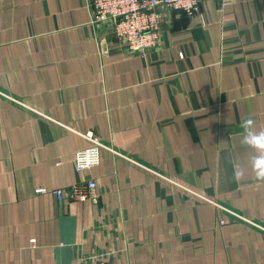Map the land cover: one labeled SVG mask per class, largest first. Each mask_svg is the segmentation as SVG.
<instances>
[{
	"label": "crops",
	"instance_id": "1",
	"mask_svg": "<svg viewBox=\"0 0 264 264\" xmlns=\"http://www.w3.org/2000/svg\"><path fill=\"white\" fill-rule=\"evenodd\" d=\"M90 5L0 0V264H264V182L240 142L249 116L264 130V0L164 9L144 54ZM88 133L101 162L76 172ZM90 179L95 200L38 192Z\"/></svg>",
	"mask_w": 264,
	"mask_h": 264
},
{
	"label": "built area",
	"instance_id": "2",
	"mask_svg": "<svg viewBox=\"0 0 264 264\" xmlns=\"http://www.w3.org/2000/svg\"><path fill=\"white\" fill-rule=\"evenodd\" d=\"M90 4L94 25L112 24L115 35L126 45L128 51L141 54L162 46L164 9L185 11L192 15L199 8V0H90ZM87 137L93 141V144L76 153V172L91 169L101 162L103 144L90 133ZM97 188V181L90 179L71 186L68 194L62 188L48 190L40 187L38 192L51 191L59 201L68 197L86 201L98 198ZM107 257L108 255H95L94 260H90V257H81L80 264H109Z\"/></svg>",
	"mask_w": 264,
	"mask_h": 264
},
{
	"label": "clouds",
	"instance_id": "3",
	"mask_svg": "<svg viewBox=\"0 0 264 264\" xmlns=\"http://www.w3.org/2000/svg\"><path fill=\"white\" fill-rule=\"evenodd\" d=\"M255 121L251 116L241 121V128L243 129L241 144L249 149L254 150L257 154L251 157V167L254 173V178L258 181L264 182V130L260 132L253 131ZM235 168L238 161L230 160ZM236 180L241 179V175H236Z\"/></svg>",
	"mask_w": 264,
	"mask_h": 264
},
{
	"label": "trees",
	"instance_id": "4",
	"mask_svg": "<svg viewBox=\"0 0 264 264\" xmlns=\"http://www.w3.org/2000/svg\"><path fill=\"white\" fill-rule=\"evenodd\" d=\"M185 12V11H184ZM187 14V13H186Z\"/></svg>",
	"mask_w": 264,
	"mask_h": 264
}]
</instances>
